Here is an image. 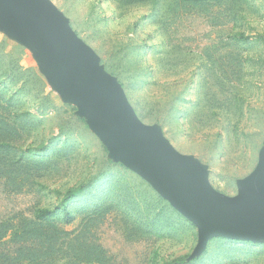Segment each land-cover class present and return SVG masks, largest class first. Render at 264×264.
I'll return each mask as SVG.
<instances>
[{
  "label": "rangeland",
  "instance_id": "1",
  "mask_svg": "<svg viewBox=\"0 0 264 264\" xmlns=\"http://www.w3.org/2000/svg\"><path fill=\"white\" fill-rule=\"evenodd\" d=\"M49 2L173 165L219 203L264 202V0ZM22 5L0 0V264H31L40 234L50 264H264V243H202Z\"/></svg>",
  "mask_w": 264,
  "mask_h": 264
},
{
  "label": "water",
  "instance_id": "2",
  "mask_svg": "<svg viewBox=\"0 0 264 264\" xmlns=\"http://www.w3.org/2000/svg\"><path fill=\"white\" fill-rule=\"evenodd\" d=\"M24 7L50 34L70 67L104 131L119 152L183 215L201 230L202 243L212 236L264 243V202L258 196L251 202L222 204L191 181L182 169L158 151L108 87L86 47L70 29L49 0H28ZM18 6V3L14 1Z\"/></svg>",
  "mask_w": 264,
  "mask_h": 264
},
{
  "label": "trees",
  "instance_id": "3",
  "mask_svg": "<svg viewBox=\"0 0 264 264\" xmlns=\"http://www.w3.org/2000/svg\"><path fill=\"white\" fill-rule=\"evenodd\" d=\"M62 212L65 213L66 217L69 215L66 212V210H63ZM39 214H40L39 215V217H40L39 220H45V219H48L49 217H51L53 215V212H51V211H41ZM44 236H42L40 234L38 238L37 237L36 238H34V237L32 238V241H34V242L38 241V245L36 246V251H35L36 253H35V255L32 256V258H30V259L27 258V260L24 259L25 261L32 262L31 264H50V263H48V257H50L49 260L53 259V257H54L53 256V248L51 247V245L49 243L51 238H49L46 235H44ZM33 239H35V240H33ZM28 245H29L27 247L28 250L33 247V245H31V244H28ZM18 256L19 255L17 254L16 255L17 259L20 258ZM12 259H15V258H12Z\"/></svg>",
  "mask_w": 264,
  "mask_h": 264
}]
</instances>
